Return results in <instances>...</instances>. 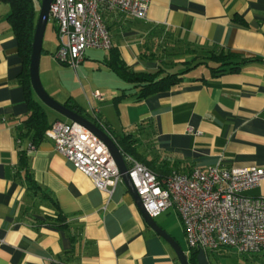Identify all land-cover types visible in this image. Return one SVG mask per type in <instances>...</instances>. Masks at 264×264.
<instances>
[{"label": "crops", "instance_id": "crops-1", "mask_svg": "<svg viewBox=\"0 0 264 264\" xmlns=\"http://www.w3.org/2000/svg\"><path fill=\"white\" fill-rule=\"evenodd\" d=\"M34 1L40 8V0ZM11 11L10 0H0V264H180L123 180L112 194L98 189L55 149L50 127L33 143L34 131L24 125L29 112L20 82L24 58ZM106 20L113 47L85 51L77 72L71 71L83 86L78 85L79 94L62 83L67 69L56 60L54 21L55 36L43 46L40 75L55 99L78 104L112 136L135 134L146 165L161 177L189 173L195 166H264V0H152L146 19L115 11ZM210 49L235 52L246 62L216 77L199 65L171 88L145 97H139L136 82L113 67L162 68V76L185 70ZM95 91L103 93V100L94 97ZM34 97L51 124L70 121L58 115L50 119L35 91ZM21 155L34 187L20 165ZM247 193L264 197V180ZM154 219L189 255L176 209ZM196 257L198 264H264V252L199 249Z\"/></svg>", "mask_w": 264, "mask_h": 264}, {"label": "built area", "instance_id": "built-area-1", "mask_svg": "<svg viewBox=\"0 0 264 264\" xmlns=\"http://www.w3.org/2000/svg\"><path fill=\"white\" fill-rule=\"evenodd\" d=\"M151 1L53 0L50 17L56 22L59 39L56 57L78 68L87 49H112L106 14L121 11L130 18L146 19ZM94 97L103 100L104 95L95 91ZM48 134L55 149L98 189L113 193L122 176L107 145L96 134L78 122L61 120L52 124ZM124 158L147 212L156 217L174 207L191 248L264 252V197L247 193L264 180V166H195L189 173L159 178L143 162L132 156Z\"/></svg>", "mask_w": 264, "mask_h": 264}, {"label": "trees", "instance_id": "trees-1", "mask_svg": "<svg viewBox=\"0 0 264 264\" xmlns=\"http://www.w3.org/2000/svg\"><path fill=\"white\" fill-rule=\"evenodd\" d=\"M10 2L12 6V11L9 15V19L12 22L16 36L19 40L20 52L24 58V66L20 76V82L24 86L26 99L29 107L28 116L24 120V125L29 131H34L33 143L38 144L42 139H44L46 130L52 126V124L48 121V116L45 109L34 97V89L32 87L29 69L34 33L40 8H37L34 0H10ZM245 62L246 59L235 52H226L222 50L219 51L215 49H210L206 51V54L202 56H197L195 61L189 66H187L185 70L180 72L178 71L175 73L168 72L162 76H160L163 71L162 68L156 72H135L133 70L127 69L124 65H113V67L125 79H128L132 82H136V86L140 87L139 97H145L154 92L171 88V86H173L182 79V73H185V71L187 70L194 69L199 65L208 66L212 71V75L216 77L229 71L232 72L239 70L241 65L245 64ZM64 104L70 107L71 109H74L75 111L90 118L101 128L105 127L104 124H101L98 121V119L91 118V116H89V114H87L85 110L78 104L70 101H67ZM113 138L115 139L117 145L119 146L124 156H132L138 161L146 164L144 158H142L140 154V150L138 148L139 139L135 134L131 132L123 133L117 136L113 135ZM24 157V155H21L20 165L23 167V169H26V176L28 182L31 187H34L35 180L30 174L28 161ZM149 168L159 178H162L158 175L155 170H153L151 167ZM198 251V248L190 247V252L188 255L190 264H198L196 257Z\"/></svg>", "mask_w": 264, "mask_h": 264}, {"label": "water", "instance_id": "water-1", "mask_svg": "<svg viewBox=\"0 0 264 264\" xmlns=\"http://www.w3.org/2000/svg\"><path fill=\"white\" fill-rule=\"evenodd\" d=\"M40 10L36 23L32 54L30 60V78L32 87L39 97V99L44 102L47 106L57 111L64 117L68 118L70 121L78 122L84 125L87 129L96 134L108 147L110 154L115 161L117 167L120 170L122 180L125 182L128 189L133 194L137 204L139 205L145 220L147 223L161 236H163L174 248L177 257L179 258L180 264H190L188 255L181 247L180 243L175 240L170 234H168L152 217L146 210L144 203L141 197L138 194L136 186L129 175V169L127 162L124 158L122 151L117 145L113 136L107 132L105 129L98 126L94 121L90 118L84 116L83 114L71 109L66 106L64 103L59 102L55 99L45 88L41 75H40V64H41V56L43 52V40L45 31L47 28L48 21L50 19V10L51 4L53 0H40Z\"/></svg>", "mask_w": 264, "mask_h": 264}, {"label": "rangeland", "instance_id": "rangeland-1", "mask_svg": "<svg viewBox=\"0 0 264 264\" xmlns=\"http://www.w3.org/2000/svg\"><path fill=\"white\" fill-rule=\"evenodd\" d=\"M50 35H54L55 36L54 20L51 17H50V19L48 21L47 28H46L45 35H44V40H43V46L44 47H46V45L48 44V40H49ZM56 60L59 62V64L62 67H64L65 69H67L66 70V73L63 74L64 79L62 80V83L66 86V88L68 90H72V91H74L75 94H79V91L80 90L78 88V85H81V83L80 82L79 83L78 82L76 83V81L73 79V76L71 74V71H73L74 73H76L77 72L76 71L77 68H74L71 64L61 62L57 58H56ZM202 69H204V67H201V70ZM175 70H180V68L179 67H175ZM201 70H196L195 71V74L200 73ZM80 75H82V74L80 73ZM41 79H43L46 82V78H45V75L43 73H42ZM82 83H84V80H82ZM81 87H83V86L81 85ZM82 92H83V90H82ZM44 107L46 108V110H47V112L49 114V118L50 119H54V117L58 115L61 119L66 120V117L60 115L55 110H53L52 108H50L49 106H47L45 103H44ZM90 112H92V111H90ZM184 245L186 246V243L185 242H184Z\"/></svg>", "mask_w": 264, "mask_h": 264}]
</instances>
